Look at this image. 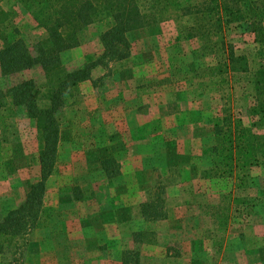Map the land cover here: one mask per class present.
Returning <instances> with one entry per match:
<instances>
[{
	"label": "rangeland",
	"instance_id": "374dc122",
	"mask_svg": "<svg viewBox=\"0 0 264 264\" xmlns=\"http://www.w3.org/2000/svg\"><path fill=\"white\" fill-rule=\"evenodd\" d=\"M1 5L10 16L0 30L16 28L35 55L45 28L21 0ZM190 24V17L169 9L157 22L127 33L126 58L105 59L90 79L67 88L55 113L59 143L46 181L43 223L4 239L0 264H120L128 248L140 251L143 264H264V165L219 177L202 173L211 166L203 149L213 143V121L222 111L264 133V116L249 114L261 49L246 23L226 27L208 44L187 37ZM109 26L103 15L83 29L79 44L60 53L61 70L46 74L34 65L0 72V219L23 201L40 173L35 120L13 103L9 88L30 80L37 105L48 106L62 71L98 58L99 36ZM228 49L245 56L249 72L209 71ZM129 63L167 67L148 71L147 89L161 102L144 101L128 114L124 106L133 104L117 99L114 84ZM151 200L163 218L142 216L141 204Z\"/></svg>",
	"mask_w": 264,
	"mask_h": 264
},
{
	"label": "trees",
	"instance_id": "16d2710c",
	"mask_svg": "<svg viewBox=\"0 0 264 264\" xmlns=\"http://www.w3.org/2000/svg\"><path fill=\"white\" fill-rule=\"evenodd\" d=\"M1 1L0 25H6L10 14L2 7ZM21 2L45 28L47 35L36 43V54L33 55L21 36H18L16 28L7 32L6 28L0 30L2 41L0 72L3 75L34 65H40L46 74L54 69L61 70L60 53L79 44V35L83 29L103 15L110 19V26L99 36L102 52L96 60L77 69L62 71L61 79L50 96L48 106L37 105L32 92L33 82L30 80L20 81L9 88L13 103L23 105L27 115L35 120L39 139L40 173L38 179L29 185L23 201L8 210L0 219V252L3 251V243L7 237L26 234L43 223L46 181L53 173L59 143V125L55 113L62 106L63 94L67 88L90 79L91 69L105 59L118 61L126 58L130 48L127 33L157 22L169 9H176L181 15L191 18V24L186 29L188 38L201 37L207 44L211 42L212 36L221 34L226 27L247 24L255 43L261 49L259 64L251 76L255 103L250 106L249 114L252 119L259 115L258 119L261 120L264 116V2L260 3L259 0H21ZM226 52L225 60H220L218 66L209 68L213 75L228 70L249 72L245 56L235 54L230 49ZM212 133L213 143L203 149V154L209 157L211 166L203 170V177L231 175L233 168L243 171L258 164L264 165V133H255L251 126H243L242 121L233 120L227 111H222L214 118ZM102 165L105 172L110 174L106 162L103 161ZM156 207L158 205L154 204V200L142 203V216L151 220L163 218L161 206L159 209ZM120 264H143L140 251L130 248L123 250Z\"/></svg>",
	"mask_w": 264,
	"mask_h": 264
},
{
	"label": "crops",
	"instance_id": "0c3cea01",
	"mask_svg": "<svg viewBox=\"0 0 264 264\" xmlns=\"http://www.w3.org/2000/svg\"><path fill=\"white\" fill-rule=\"evenodd\" d=\"M129 58H132V55ZM129 64H130L129 66H121L119 68V72H121L122 74L121 80L118 79L117 82L114 84L115 94L117 96V99L121 98V102L133 104L131 106H124L125 108H128L126 111L128 114L132 112H137L138 105L140 103H144V101L150 104H154V102L156 101L161 102V100L163 99L162 96H160L157 93H153L152 90L149 91L151 88L147 89V87L149 86V85L147 86V83H149L152 80L151 78L148 77V71L149 70L153 71L154 69L155 73L157 72L162 73L165 70V67H167V66H141L140 63H134V64L129 63ZM94 72L95 70L93 69L91 75L92 74L94 75ZM126 116L128 117L129 115ZM101 166L103 167L102 164ZM13 207L16 206L9 207L8 210L12 209ZM7 211L5 213H7ZM43 250L45 251V249Z\"/></svg>",
	"mask_w": 264,
	"mask_h": 264
}]
</instances>
